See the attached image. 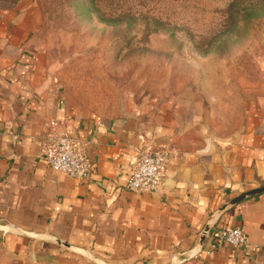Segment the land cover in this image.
Wrapping results in <instances>:
<instances>
[{
	"label": "crops",
	"instance_id": "0c3cea01",
	"mask_svg": "<svg viewBox=\"0 0 264 264\" xmlns=\"http://www.w3.org/2000/svg\"><path fill=\"white\" fill-rule=\"evenodd\" d=\"M39 26L34 0H0L1 255L16 264H93L89 255L103 264H264V194L226 212L191 256L215 210L264 187V93L228 133L194 90L105 119L69 104ZM51 120L85 144L89 180L43 157ZM164 145L177 156L160 189L130 191L139 153ZM222 225L240 227L249 244L208 254Z\"/></svg>",
	"mask_w": 264,
	"mask_h": 264
},
{
	"label": "rangeland",
	"instance_id": "374dc122",
	"mask_svg": "<svg viewBox=\"0 0 264 264\" xmlns=\"http://www.w3.org/2000/svg\"><path fill=\"white\" fill-rule=\"evenodd\" d=\"M34 1L72 107L113 119L194 90L228 133L264 93V0Z\"/></svg>",
	"mask_w": 264,
	"mask_h": 264
},
{
	"label": "built area",
	"instance_id": "2783aa9c",
	"mask_svg": "<svg viewBox=\"0 0 264 264\" xmlns=\"http://www.w3.org/2000/svg\"><path fill=\"white\" fill-rule=\"evenodd\" d=\"M58 127L59 123L56 120L49 122L43 139V157L52 170L75 180H89L93 167L86 155L85 144L75 140ZM176 156V149L172 145L141 151L127 188L137 193L158 191L163 183L167 164ZM212 237L213 242L207 252L210 255L223 246L241 247L249 244L247 234L240 227L235 226L222 225Z\"/></svg>",
	"mask_w": 264,
	"mask_h": 264
},
{
	"label": "water",
	"instance_id": "95a60500",
	"mask_svg": "<svg viewBox=\"0 0 264 264\" xmlns=\"http://www.w3.org/2000/svg\"><path fill=\"white\" fill-rule=\"evenodd\" d=\"M261 194H264V187L245 192V193L241 194L240 196H237L236 198H233V199L227 201L222 207L215 210L213 212V214L211 215L210 219L208 220L206 226L204 227V229L201 233L200 239L198 241L197 248L195 250H193V252L191 253V256H196V255L201 254V252L203 250L204 240L210 234L211 229L216 225V223L220 220V218L226 212L231 210L233 207L237 206L239 203L245 201L246 199L252 198L254 196L261 195ZM58 243L64 247H66V248H71L69 245H67L61 241H58ZM89 257L93 258L98 264H103L99 258H97L95 256H91V255H89ZM170 264H177L176 258H174L173 262H171Z\"/></svg>",
	"mask_w": 264,
	"mask_h": 264
}]
</instances>
